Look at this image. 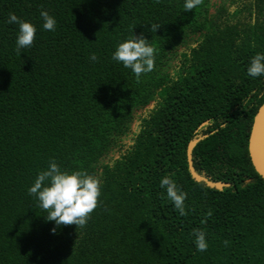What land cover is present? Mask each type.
Instances as JSON below:
<instances>
[{
    "label": "trees",
    "instance_id": "1",
    "mask_svg": "<svg viewBox=\"0 0 264 264\" xmlns=\"http://www.w3.org/2000/svg\"><path fill=\"white\" fill-rule=\"evenodd\" d=\"M184 2L0 0V264H264V182L247 154L264 100V76L247 73L264 54V0H203L192 11ZM10 12L37 29L20 52ZM133 35L156 49L139 79L111 58ZM196 134L207 135L193 167L228 186L190 177L185 147ZM51 160L102 180L84 228L46 220L28 194ZM164 176L187 193V215Z\"/></svg>",
    "mask_w": 264,
    "mask_h": 264
},
{
    "label": "clouds",
    "instance_id": "2",
    "mask_svg": "<svg viewBox=\"0 0 264 264\" xmlns=\"http://www.w3.org/2000/svg\"><path fill=\"white\" fill-rule=\"evenodd\" d=\"M203 0H185V11H192L201 5ZM43 29L53 31L56 20L43 8L40 11ZM9 24L18 26L16 50L33 45L37 29L29 21L21 19L15 13L8 14ZM160 25L153 24L150 31L155 32ZM255 47V45H252ZM156 49L148 43L143 35L134 36L121 41L112 53V59L125 68H129L137 79L142 74L152 72L155 68ZM93 62L98 60L95 53L89 57ZM247 73L252 77L264 76V54L256 53L250 60ZM102 180L99 175H94L86 170H62L55 160L49 161L48 167L39 171L34 183L28 188V194L34 196L39 206L46 213L45 219L53 221L55 225H75L84 228L99 204ZM161 188L166 189L167 198L173 203L174 208L181 216L187 215L185 199L187 193L178 190L175 181L170 176L160 180ZM208 215H211L209 211ZM54 234L56 229L51 230ZM196 250L203 252L208 248L205 232L194 228L192 230ZM227 245V241L224 242Z\"/></svg>",
    "mask_w": 264,
    "mask_h": 264
},
{
    "label": "water",
    "instance_id": "3",
    "mask_svg": "<svg viewBox=\"0 0 264 264\" xmlns=\"http://www.w3.org/2000/svg\"><path fill=\"white\" fill-rule=\"evenodd\" d=\"M204 123L205 122L200 125ZM206 135L207 134H196L187 141L185 147L186 166L190 177L194 181L201 182L207 187L219 190L222 187L228 186L229 182L208 178L203 173L197 172L192 163V148L197 141L201 140ZM247 154L254 171L264 182V100L258 105L251 120L247 136Z\"/></svg>",
    "mask_w": 264,
    "mask_h": 264
},
{
    "label": "rangeland",
    "instance_id": "4",
    "mask_svg": "<svg viewBox=\"0 0 264 264\" xmlns=\"http://www.w3.org/2000/svg\"><path fill=\"white\" fill-rule=\"evenodd\" d=\"M211 1H216V2H218V0H211Z\"/></svg>",
    "mask_w": 264,
    "mask_h": 264
}]
</instances>
